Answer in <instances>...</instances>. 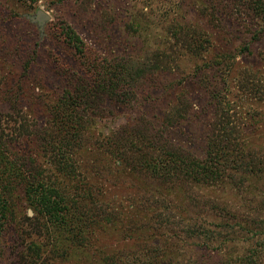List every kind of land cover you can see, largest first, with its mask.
<instances>
[{
  "label": "rangeland",
  "instance_id": "374dc122",
  "mask_svg": "<svg viewBox=\"0 0 264 264\" xmlns=\"http://www.w3.org/2000/svg\"><path fill=\"white\" fill-rule=\"evenodd\" d=\"M260 4L264 0H0V133L10 140L13 159L29 158L36 177L54 182L65 193L74 195L75 190L86 200V209L102 203L101 208L120 219L113 225L103 220L89 225L82 252L75 250L69 260L55 264L77 260L78 264H99L101 259L108 264L119 247L136 250L145 242L138 230L132 232V239L125 237L123 231L131 227L152 235L149 240L154 246L165 239L175 243L177 252L167 258L170 262L165 261L169 264L180 256L206 263L226 253L205 251L193 240L182 245L169 239L163 228L147 225L151 210H166L148 202L165 199L172 204L177 192H170L175 190L172 185L160 190L144 172L132 173L130 166L118 161L111 145L125 126L141 129L146 122L155 130L163 129V119L174 125L166 136L171 143L203 158L211 126L223 109V124L230 126L227 130H233L243 147L263 156L264 19ZM38 11L48 16L42 30L29 19ZM65 26L84 44L85 60L68 45ZM152 52L163 55V69L134 88L118 90L119 100L100 95L99 108L79 117L77 122L83 118L84 124L77 132L76 126L69 128L73 135L66 134L56 114L70 85L92 88L98 83L92 68L96 61L111 66ZM93 95L97 97L98 92ZM176 113L183 117L177 118ZM69 145H79V150L74 153ZM63 147L65 155L60 153ZM66 164L73 167V174L61 173L59 168ZM13 188L21 208L17 222L1 233L0 264H27L28 245L50 241L20 186ZM223 188L197 187L190 193L233 206L242 202L240 197L253 199L257 205L264 199V176L249 178L242 191L247 198L229 186ZM244 247L238 243L236 255H242Z\"/></svg>",
  "mask_w": 264,
  "mask_h": 264
},
{
  "label": "trees",
  "instance_id": "16d2710c",
  "mask_svg": "<svg viewBox=\"0 0 264 264\" xmlns=\"http://www.w3.org/2000/svg\"><path fill=\"white\" fill-rule=\"evenodd\" d=\"M259 11L264 19V5L260 4ZM63 31L68 45L85 60V46L77 34L69 26H65ZM162 56L152 52L141 59L118 62L111 66L105 61H96L92 68L98 78L94 82L98 83H94L92 88L86 84L70 85V89L65 93L66 99L56 114L65 131L75 126L74 131L80 129L84 123L83 118L77 122L78 118L87 114L90 116L93 110L99 108L100 95L119 100L118 90L123 87L134 88L147 76L163 69L160 65ZM255 89L260 90L259 87ZM95 90L98 92L97 97L93 95ZM258 93L263 95V91ZM224 111L219 109L220 113L215 117L203 158L186 154L182 148L171 143L166 136L169 128L174 125L163 119V129L155 130L144 121L141 129L128 125L121 128L112 140L111 148L113 147V153L122 165L130 166L129 169L134 174L144 172V176L153 181L160 190H167L172 185L175 190L170 192H177L172 204H168L165 199L148 202L149 206L163 205L166 210L165 213H155L151 210L147 225L154 224L155 230L163 228L169 239L177 240L182 245L193 240L197 246L204 247L202 249L205 251L226 252L214 261H205L206 263L180 256L174 264H264V199L255 205L253 199L246 201L240 197L242 202H236L237 205L233 206L222 199L206 198L195 191L190 193L197 187L202 189L229 186L247 198L242 191L249 178L261 174L264 176V155L259 156L246 149L233 137V130H227L229 123L223 124V114L226 115ZM174 116L183 117L179 113ZM69 133L66 132L68 136L73 135ZM68 147L72 148L74 153L79 150V145ZM62 149L63 152L60 153L65 155L66 148ZM13 151L15 152L10 140L0 133V236L10 223L17 222V209L21 208L20 199L12 195L10 187L20 186L26 203L32 208L37 216L36 221L40 222L50 241L46 242L47 245L31 242L27 247L29 262L24 259L27 264H55L60 259L66 262L75 250L76 253L82 252L86 241L85 229L89 225L102 220L112 225L119 222L120 219L115 213L101 208L102 203L86 209V200L75 190L74 195L65 193L54 182H46L43 178L36 177L34 167L28 162L29 158L19 155L18 160L13 159ZM17 154L16 152L15 155ZM59 169L66 175L73 174V167L68 164ZM184 187L189 192L183 190ZM172 211L175 212L171 213ZM18 220L22 222V219ZM137 230L144 235L145 242L138 245L136 250L116 248L118 252L114 253V258L110 259L108 264H169L170 259L167 258L174 251L177 252V245L165 239L161 245L154 246L153 240H149L152 235L146 236V231L139 227H131L129 232H123L125 237L132 239V232ZM240 242H243L245 247L242 255L238 256L234 250ZM187 247H190V244ZM79 262L77 260L72 264ZM99 264H104V261L101 259Z\"/></svg>",
  "mask_w": 264,
  "mask_h": 264
},
{
  "label": "water",
  "instance_id": "95a60500",
  "mask_svg": "<svg viewBox=\"0 0 264 264\" xmlns=\"http://www.w3.org/2000/svg\"><path fill=\"white\" fill-rule=\"evenodd\" d=\"M29 19L32 22L37 23L40 30H42V25L44 24L46 20H48V16L44 12L38 11L35 17H29Z\"/></svg>",
  "mask_w": 264,
  "mask_h": 264
}]
</instances>
